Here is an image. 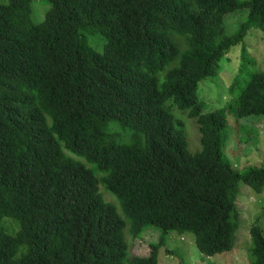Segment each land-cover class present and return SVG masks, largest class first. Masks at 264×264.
I'll list each match as a JSON object with an SVG mask.
<instances>
[{
    "label": "trees",
    "instance_id": "16d2710c",
    "mask_svg": "<svg viewBox=\"0 0 264 264\" xmlns=\"http://www.w3.org/2000/svg\"><path fill=\"white\" fill-rule=\"evenodd\" d=\"M47 1L39 23L31 0L0 2V264H159L163 239L129 255L125 228L136 237L147 224L193 233L206 256L231 250L237 182L262 191L264 166L225 162L227 118L204 111L197 88L251 23L264 30V0ZM239 8L247 20L226 34ZM82 30L105 38L102 52ZM167 101L195 119L199 151ZM234 112L264 114V70ZM249 233V264H264L263 230Z\"/></svg>",
    "mask_w": 264,
    "mask_h": 264
},
{
    "label": "rangeland",
    "instance_id": "374dc122",
    "mask_svg": "<svg viewBox=\"0 0 264 264\" xmlns=\"http://www.w3.org/2000/svg\"><path fill=\"white\" fill-rule=\"evenodd\" d=\"M0 2L6 3L7 0H0ZM49 8L50 3L47 0H31L32 21L41 22ZM247 17L246 8L226 13L224 16L225 33H236ZM81 33L92 48L98 52L103 51L106 40L99 32L82 30ZM171 65L172 63L168 64L166 68ZM218 68V73L199 82L197 94L204 102V111L222 110L227 118V124L220 131L223 159L240 173L254 166H264V114L237 117L234 112L236 99L251 75L264 70V30L251 23L242 40L232 45L219 60ZM166 105L174 119L182 123L188 151L191 153L199 151L201 149L200 133L195 119L189 117L186 111L180 110L172 101H167ZM114 126L115 124L113 128H116ZM127 132V130H122L120 140L128 139ZM81 160L93 169L97 176L100 174L93 164ZM237 187L236 205L240 211V222L236 231L235 244L231 250L206 256L196 247L193 233L164 232L154 224H147L136 237L129 233L128 227L124 230L129 255H149L150 245H156L160 239H163L164 242L157 248L159 264H180V262L185 264H249L250 227L257 224L264 233L262 212L264 188L256 192L242 180L237 182ZM100 191L104 199L115 205L118 213L124 217L117 198L105 190L102 185H100Z\"/></svg>",
    "mask_w": 264,
    "mask_h": 264
},
{
    "label": "clouds",
    "instance_id": "9594fccd",
    "mask_svg": "<svg viewBox=\"0 0 264 264\" xmlns=\"http://www.w3.org/2000/svg\"><path fill=\"white\" fill-rule=\"evenodd\" d=\"M239 28H240V27H239ZM248 28H249V27H248ZM248 28H247V29H248ZM247 29H246V30H247ZM245 32H246V31H245ZM245 32H244V34H245ZM241 40H242V39H241ZM241 40H240V41H241ZM240 41H239V42H240ZM239 42H238V43H239ZM125 229H126V228H125Z\"/></svg>",
    "mask_w": 264,
    "mask_h": 264
}]
</instances>
